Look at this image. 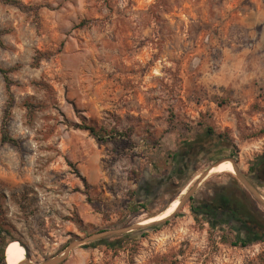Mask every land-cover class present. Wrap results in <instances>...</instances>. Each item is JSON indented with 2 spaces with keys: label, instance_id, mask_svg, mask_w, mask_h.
<instances>
[{
  "label": "rangeland",
  "instance_id": "rangeland-1",
  "mask_svg": "<svg viewBox=\"0 0 264 264\" xmlns=\"http://www.w3.org/2000/svg\"><path fill=\"white\" fill-rule=\"evenodd\" d=\"M234 1L0 0V68L12 81L8 89L0 74V264L3 249L6 264L14 247L44 264L177 198L206 199L239 178L208 173L226 155L250 184L264 148V79L221 71L228 46L254 43L225 39L248 35L226 25ZM8 108L16 146L2 142ZM205 147L217 149L212 159L142 190L171 177L179 152ZM235 188L227 192L244 194L264 227V187H253L259 198ZM188 199L168 220L74 247L61 264H264V236L244 246L231 222L195 213Z\"/></svg>",
  "mask_w": 264,
  "mask_h": 264
},
{
  "label": "flooded vegetation",
  "instance_id": "flooded-vegetation-1",
  "mask_svg": "<svg viewBox=\"0 0 264 264\" xmlns=\"http://www.w3.org/2000/svg\"><path fill=\"white\" fill-rule=\"evenodd\" d=\"M220 141L226 143L222 137H220ZM216 150L215 147H205L200 150L193 148L179 152L175 159L174 170L171 177L154 181L157 183L156 186L151 181H146L142 188L143 191L147 190L149 184L153 189L158 185H167L169 183L168 181L174 177L187 174L195 166L212 159L217 152ZM224 160H234L236 162V168L239 170V159L235 157V155H226L225 159H222V161ZM210 171L211 170H209L208 173H210ZM245 176L251 186L259 190L261 187H264V148H262V151H259L256 157L251 160ZM233 178H230L229 187L223 186L210 189L206 199H199V196L193 194L188 200L195 213L205 215L206 218L211 219L214 223L225 225L227 221L231 222V227L239 232V239L242 240L241 242L248 244L253 242L256 238L264 236V230L261 231L263 225H259L260 223H256L255 219H253V216L256 214L251 209L244 194L236 195L227 192V190L235 187L236 191L239 190L237 189L238 184L244 185L238 176ZM87 245L88 244H86V246ZM94 246L96 247V245Z\"/></svg>",
  "mask_w": 264,
  "mask_h": 264
},
{
  "label": "crops",
  "instance_id": "crops-1",
  "mask_svg": "<svg viewBox=\"0 0 264 264\" xmlns=\"http://www.w3.org/2000/svg\"><path fill=\"white\" fill-rule=\"evenodd\" d=\"M234 11L227 17L226 25H233L235 29L247 31V36H241V33H225V39L234 38L232 42H239V39L250 40L254 43L250 49L235 48V44L228 46L222 61V72L226 75H239L244 80L246 74L252 73V76H260L264 79V0H235L226 4ZM238 78V77H237ZM227 83L229 84L226 77ZM238 82L236 81L234 86Z\"/></svg>",
  "mask_w": 264,
  "mask_h": 264
},
{
  "label": "bare ground",
  "instance_id": "bare-ground-1",
  "mask_svg": "<svg viewBox=\"0 0 264 264\" xmlns=\"http://www.w3.org/2000/svg\"><path fill=\"white\" fill-rule=\"evenodd\" d=\"M212 173H236L238 174V170L236 168V165L233 163L232 160H224L222 162H219L211 171L209 174ZM186 192H183V195ZM181 207V200L180 198L175 199L163 212L159 213L158 215L147 218L145 220H142L137 225L139 226H148L154 223H159L162 221H165L169 218H171L175 213ZM63 254V253H62ZM65 255V253H64ZM63 257V255H62ZM26 261V257L23 254L20 247H14L10 250L8 254V263L9 264H24Z\"/></svg>",
  "mask_w": 264,
  "mask_h": 264
},
{
  "label": "trees",
  "instance_id": "trees-1",
  "mask_svg": "<svg viewBox=\"0 0 264 264\" xmlns=\"http://www.w3.org/2000/svg\"><path fill=\"white\" fill-rule=\"evenodd\" d=\"M11 4H15V5H19L21 9H26L21 3H19L18 1H9ZM4 35V33L2 31H0V46H3V40H2V36ZM0 74L3 75L5 82H6V86L9 89L12 81L9 78V72L3 68H0ZM12 105H10L11 108ZM10 108H8L6 115H5V121H4V125H3V138H2V142L3 143H8V144H12V145H17L18 141L13 139L10 135L9 132L7 130V123L9 120V116H10ZM29 108L32 109L33 105H29ZM81 128L83 130L89 131L91 133V135H93L94 137H96L99 141L102 142H107V141H112V140H118L114 135H107V136H101L99 135L98 131L94 128V127H87V126H82V127H78ZM208 132L210 134H213V130L209 129ZM117 135L119 136V139L121 140H130L128 137V134H123V133H117ZM144 185V184H143ZM142 185V186H143ZM143 188V187H142ZM143 190V189H142ZM141 208L146 209L145 205H140ZM1 230V229H0ZM264 230V227H262L261 231ZM234 246H238L239 240L236 242L232 243ZM89 245V244H88ZM87 245V246H88ZM244 246H246L245 243H243ZM5 249L2 250V259H1V264H6L5 261Z\"/></svg>",
  "mask_w": 264,
  "mask_h": 264
},
{
  "label": "water",
  "instance_id": "water-1",
  "mask_svg": "<svg viewBox=\"0 0 264 264\" xmlns=\"http://www.w3.org/2000/svg\"><path fill=\"white\" fill-rule=\"evenodd\" d=\"M233 163L236 165V162L234 160H232ZM238 170V169H237ZM238 175H239V178L240 180L244 183V185L250 189V191L256 196L259 198L258 194L255 192V190L253 189V187L246 181V179L241 175L240 171L238 170ZM191 196V193L188 194L183 201H181V207L183 206V204L185 203V201ZM180 207V208H181ZM168 220V219H167ZM166 221V220H165ZM164 222V221H162ZM162 222H159V223H162ZM159 223H154V224H151V225H148V226H139V225H135L131 228H127V229H123V230H119V231H111V232H104V233H100V234H97L93 237H90L84 241H77L75 243H73L68 249L67 251L65 252V255H63V257L61 258H55L49 262H46L44 264H61L66 256H68L69 252L72 250V248L74 247H77V246H84L90 242H93V241H97V240H102L106 237H111V236H116V235H122V234H126V233H131V232H134V231H137V230H141V229H145V228H149V227H153ZM24 247V246H23ZM26 249V261L24 264H31L29 263V258H30V254H29V251L28 249L25 247Z\"/></svg>",
  "mask_w": 264,
  "mask_h": 264
}]
</instances>
